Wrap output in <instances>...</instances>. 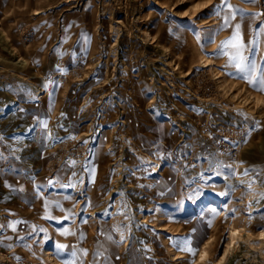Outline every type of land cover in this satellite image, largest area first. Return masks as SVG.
<instances>
[{
	"label": "rangeland",
	"instance_id": "obj_1",
	"mask_svg": "<svg viewBox=\"0 0 264 264\" xmlns=\"http://www.w3.org/2000/svg\"><path fill=\"white\" fill-rule=\"evenodd\" d=\"M76 1L0 0V264H51L59 244L60 264H229L233 212L207 201L233 191L235 224L264 228V92L215 53L224 0ZM229 2L243 12L227 28L240 25L259 78L264 0ZM184 239L195 255L174 243ZM253 249L236 254L264 264Z\"/></svg>",
	"mask_w": 264,
	"mask_h": 264
},
{
	"label": "bare ground",
	"instance_id": "obj_2",
	"mask_svg": "<svg viewBox=\"0 0 264 264\" xmlns=\"http://www.w3.org/2000/svg\"><path fill=\"white\" fill-rule=\"evenodd\" d=\"M82 2V3H81ZM76 6H82L83 5V0H77L76 1ZM220 5L222 6L223 4L222 3H220ZM212 17V16H211ZM209 20V19H208ZM215 20V19H214ZM207 21V20H206ZM217 22V26H216V29L218 30L219 28L220 29H223V30H225V29H228V31H226V34H228L225 38H224V41H226V39L228 40L229 38H231V36L233 35V33H234V30H231L230 28H227V27H224V23H225V21L224 22H219V21H216ZM118 23H120V24H122L123 23V20H120V21H118L117 22V24ZM211 23H212V21H211ZM207 24V23H206ZM210 24V23H209ZM208 24V25H209ZM215 29V30H216ZM207 32H209V31H207ZM223 41V42H224ZM215 53H218V50H216L215 51ZM203 58H205V61H204V63H208V62H211V64H214V65H216L217 66V63L216 62H218V61H215L214 59H212V58H209V57H203ZM226 58V56L224 55V57H223V59H225ZM227 61H228V59H227ZM178 64V63H177ZM180 65V64H179ZM178 65V66H179ZM209 66H211V65H209ZM208 65H203V67H209ZM208 71H209V69H208ZM210 71H212L213 72V74L214 73H216L217 72V74H218V76H217V78H220V77H222L223 75L221 74V72L218 70V67H216V68H214V66H212L211 68H210ZM61 73V72H60ZM59 73V74H60ZM62 74V73H61ZM187 74H189V73H187ZM135 77H138L137 75L135 76ZM225 78H224V76H223V80H224ZM226 80V79H225ZM225 80H224V82H225ZM227 81V80H226ZM230 85V84H229ZM231 85L233 86V87H236L237 88V90L239 91L240 90V87H239V85L235 82V81H232L231 82ZM231 86V87H232ZM53 90V89H52ZM47 92V91H46ZM53 92V91H52ZM42 93H43V91H42ZM240 93H241V91H240ZM46 95V94H45ZM250 95H252V99H253V102H256V103H254V104H259L260 103V101L262 102V100H261V98L260 97H258V96H256L255 95V92H252V93H250ZM47 96V95H46ZM55 96H56V94H55ZM54 97V96H53ZM100 116H101V119H102V123L101 124H104L105 123V117H107L106 115H104V114H100ZM108 121V120H107ZM89 124H87V126H89V125H91L94 121H93V119H90L89 120ZM100 124V125H101ZM108 127L107 128H104L102 131H101V133H102V137H101V139H100V141H99V145L97 146V153H96V155H97V163L98 164H101V163H103L104 161H105V155L106 154H104V153H102L101 152V149L103 148V146H102V144H103V142H105L106 144L107 143H109L112 139H111V135L113 134V130H114V128L113 127H111V126H109V125H107ZM116 129V128H115ZM101 135V134H100ZM104 149H105V147H104ZM104 152V151H103ZM107 151H105V153H106ZM104 154V155H103ZM227 175V174H226ZM245 188V187H244ZM67 190V189H66ZM245 191V190H244ZM252 191V190H251ZM250 192V191H249ZM245 195H247V194H245ZM249 195V194H248ZM234 196H236V194L232 191V193L230 192V195H229V197H228V200L227 201H225V200H223L222 198L220 199V200H217V199H215V198H211V199H209L207 202H208V206H207V209L209 210V211H212V212H215L217 209H220V211H224L223 212V214L221 215L222 217H227L228 216V214H230L231 212H233L232 213V216L233 217H231V219H233L234 220V222L235 223H237V220H239L240 219V212L238 211V210H235V211H233V210H231V208H230V204H229V202H230V200L231 201H233V205L232 206H236L237 208H239L241 205H243V202L244 201H242V199L241 198H234ZM90 197V196H89ZM251 197V196H250ZM250 197H248V198H250ZM91 198V197H90ZM88 199V198H87ZM86 199V200H87ZM250 199H252V198H250ZM95 200V199H94ZM228 202V203H227ZM89 203V202H88ZM91 203V202H90ZM219 203V204H218ZM218 204V205H217ZM86 207H87V205H86ZM254 208V206H252L251 207V210ZM84 211V210H83ZM249 212H247L246 211V214H248ZM92 214V213H91ZM227 215V216H226ZM258 219H264V215H261L260 213L259 214H257V215H255ZM229 219V218H228ZM246 219V218H245ZM245 219L243 220V222H242V224H233L232 226L233 227H231L230 228V232H229V234H228V242H226V248H225V252H224V255H223V257L221 258V260H224V259H227V260H229L228 261V263L229 264H244V263H242V261L238 258V254H236V253H238L237 251V249H239V248H243V247H249V248H258L260 245H261V247H262V250L264 251V228H262V229H257V231H251L249 228H248V224H247V222L245 221ZM164 228V227H163ZM261 228V227H260ZM224 239V238H223ZM222 239V240H223ZM221 240V241H222ZM212 241H214V233L212 234H210V237H208L207 239H206V242H205V244H204V247H203V245H202V251L199 253L200 254V258H202V262L204 263V261H209L210 260V258H211V255H210V250H209V244L212 242ZM218 241V240H217ZM226 241V240H225ZM224 249V248H223ZM244 250H247V249H244ZM253 250H255V249H253ZM242 251V250H241ZM240 251V253H242ZM244 252V251H243ZM252 252V251H251ZM258 252V251H257ZM246 254H247V252H246ZM46 258L48 259V261H49V263H51V264H60L59 262H57L56 261V258H55V255H56V251H55V249H47L46 250ZM185 256V255H184ZM254 256V255H253ZM221 257V256H220ZM230 257H231V259H230ZM258 257V256H257ZM199 258V259H200ZM218 259V258H217ZM220 259V258H219ZM253 259H255V256L253 257ZM198 261V260H197ZM202 262H200V263H202ZM212 262V261H211ZM219 262V261H218ZM223 262V261H222ZM215 263V262H214ZM217 263V262H216ZM215 263V264H216ZM219 264V263H218ZM250 264H252V263H250Z\"/></svg>",
	"mask_w": 264,
	"mask_h": 264
},
{
	"label": "snow or ice",
	"instance_id": "obj_3",
	"mask_svg": "<svg viewBox=\"0 0 264 264\" xmlns=\"http://www.w3.org/2000/svg\"><path fill=\"white\" fill-rule=\"evenodd\" d=\"M247 2L255 3L257 2V0H247ZM225 9L229 10L230 14L224 17V21H225L224 27H229L230 20L235 19L236 17V12L237 11L243 12V10H240V9L233 10V6L229 2V0H224L223 5L217 7V14L220 11H225ZM246 47L247 46L243 41V37L240 31V25L237 24L235 31L233 35L231 36V38L222 42L221 49L218 53H216V55H228L229 56V63L225 67H232L235 69V73L233 72L228 73L229 76L236 75L239 78H243L250 85L256 88L257 91L264 92V75H261L259 78L253 77L252 73L254 71L255 64L249 59V57L244 55ZM72 138L74 139V137ZM245 174H247V172ZM221 195H226V193H221ZM62 234L63 235H74V233H69L67 229H65ZM81 238H83V234H81ZM108 238L111 239V237H108ZM174 243H176L177 246H179L180 244L185 245V247L179 248V250L188 251L192 253L193 255L196 254L195 249L187 246L190 244L189 240L184 239L182 241H177ZM66 247L67 246L63 244L55 245L57 255H59L61 251ZM80 251L84 255H87L86 250L81 249ZM95 255L99 256L100 253L97 252ZM71 256L75 257L76 252L75 251L71 252ZM68 264H75V262L74 260L69 261Z\"/></svg>",
	"mask_w": 264,
	"mask_h": 264
}]
</instances>
